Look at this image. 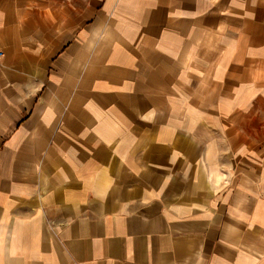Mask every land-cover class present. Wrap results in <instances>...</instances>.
<instances>
[{
	"label": "crops",
	"instance_id": "0c3cea01",
	"mask_svg": "<svg viewBox=\"0 0 264 264\" xmlns=\"http://www.w3.org/2000/svg\"><path fill=\"white\" fill-rule=\"evenodd\" d=\"M0 264H264V0H0Z\"/></svg>",
	"mask_w": 264,
	"mask_h": 264
}]
</instances>
